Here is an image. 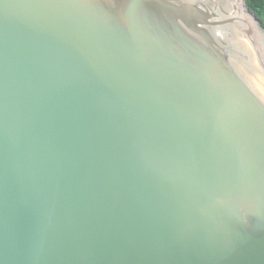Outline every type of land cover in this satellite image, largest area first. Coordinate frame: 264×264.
Here are the masks:
<instances>
[{"label":"water","instance_id":"obj_1","mask_svg":"<svg viewBox=\"0 0 264 264\" xmlns=\"http://www.w3.org/2000/svg\"><path fill=\"white\" fill-rule=\"evenodd\" d=\"M0 264H264L245 0H0Z\"/></svg>","mask_w":264,"mask_h":264},{"label":"trees","instance_id":"obj_2","mask_svg":"<svg viewBox=\"0 0 264 264\" xmlns=\"http://www.w3.org/2000/svg\"><path fill=\"white\" fill-rule=\"evenodd\" d=\"M246 7L255 15L260 26L264 29V0H245Z\"/></svg>","mask_w":264,"mask_h":264}]
</instances>
